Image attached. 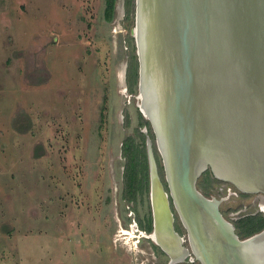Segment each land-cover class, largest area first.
I'll list each match as a JSON object with an SVG mask.
<instances>
[{
    "label": "rangeland",
    "instance_id": "obj_1",
    "mask_svg": "<svg viewBox=\"0 0 264 264\" xmlns=\"http://www.w3.org/2000/svg\"><path fill=\"white\" fill-rule=\"evenodd\" d=\"M125 10L117 0L109 20L105 0H0V264H169L152 238L125 232L134 222L153 230L148 136L169 189L154 128L141 125L139 77L128 88L131 56L139 58L135 10L127 23ZM126 141L148 156L133 200ZM211 174L198 188L222 198L226 218L264 214V193Z\"/></svg>",
    "mask_w": 264,
    "mask_h": 264
},
{
    "label": "water",
    "instance_id": "obj_2",
    "mask_svg": "<svg viewBox=\"0 0 264 264\" xmlns=\"http://www.w3.org/2000/svg\"><path fill=\"white\" fill-rule=\"evenodd\" d=\"M131 32L137 105L154 128L169 185L148 136L153 230L147 233L157 236L169 264L187 257L210 264L199 259L194 235L218 247L217 264H264L250 249L264 243L250 240L264 228L241 237L220 211L222 198L211 202L197 185L211 169L241 191L264 193V0H136ZM181 193L190 199L189 224L177 203ZM174 208L186 234L176 229Z\"/></svg>",
    "mask_w": 264,
    "mask_h": 264
},
{
    "label": "trees",
    "instance_id": "obj_3",
    "mask_svg": "<svg viewBox=\"0 0 264 264\" xmlns=\"http://www.w3.org/2000/svg\"><path fill=\"white\" fill-rule=\"evenodd\" d=\"M116 1L117 0H105V16L107 19L112 20L115 16L116 12ZM125 15H126V23L129 21L130 17H132L133 11L135 10V0H125ZM129 25H133L130 23ZM138 77H139V62L137 59V55L132 54L130 63L127 69V80H128V88L131 93L134 92V85L138 82ZM142 116V114H141ZM141 125H150L151 129V122L144 118L142 116L141 120ZM25 130V129H24ZM27 130V129H26ZM143 138H145V135L143 132L140 133ZM153 135V133L151 132ZM154 136V135H153ZM156 149V147H155ZM123 152L125 153V156H127L130 160L128 162V172L126 174V185L129 187V192L130 193H125L128 199L133 200L134 195H135V188L140 187L144 185V177L146 176V172L148 168V156L147 153L145 152V149H138V146L136 147L133 142H127L125 144V147L123 149ZM139 152H142V155H140ZM155 156L157 159L158 164V169L160 176L164 182V185L166 189L168 190V186L166 184V181L163 178V167L159 161V154L157 153V150H155ZM211 169H208L205 171V175L200 182L201 185L200 187H204L203 183L207 181V185L209 186L212 184V181L215 180V178L212 177L211 174ZM141 175V176H140ZM146 191L149 190V182L145 183ZM206 185V187H207ZM235 226L237 229L238 234L241 237L249 236L255 232H258L264 228V214L259 213V214H252L250 216H246L241 218V221L235 222ZM149 230L151 229V226L148 227Z\"/></svg>",
    "mask_w": 264,
    "mask_h": 264
},
{
    "label": "bare ground",
    "instance_id": "obj_4",
    "mask_svg": "<svg viewBox=\"0 0 264 264\" xmlns=\"http://www.w3.org/2000/svg\"><path fill=\"white\" fill-rule=\"evenodd\" d=\"M121 75H122V78L124 79V77H125L124 69L121 71ZM122 91L125 92L126 88L124 87L122 89ZM139 100H141V98ZM144 102L145 103L142 104L144 106V109L148 113H150L151 105L146 101V99H145ZM181 195L182 196H178L177 203H178V205L180 207V211H182L184 220L186 221L187 224H189L188 222L189 221L191 222L190 219H192V216H191V214H189L185 210V209H187V206L185 205V201H188L189 197H187V194H184V197H183V193H181ZM210 201L214 202V203L218 202L215 197H211ZM261 206L264 208V203H262ZM136 229H138L137 228V224L134 222L132 224V230H130V231H125L124 229H122V230L127 232V233H131L130 235H132V234L134 235L136 233ZM142 235H144L146 237H151V238H153L156 241L158 240L157 236L155 234H149V233H147L144 230H142ZM261 238H264V232L252 237L250 240H254V242H256L258 239H261ZM192 240H194L193 244L195 246L196 253L199 255V257L201 259H204L205 261H207L210 264H217V259H218L217 257L218 256L214 252V251H216L218 249L217 246L206 247L202 242H200V239L197 238L195 235L192 237ZM250 249L252 251L251 253H253L254 256H255V257L252 256L255 260H257V258H258V260H260L262 258V256H264V243L263 242L255 243ZM180 257H181V255H177V259L180 258Z\"/></svg>",
    "mask_w": 264,
    "mask_h": 264
},
{
    "label": "flooded vegetation",
    "instance_id": "obj_5",
    "mask_svg": "<svg viewBox=\"0 0 264 264\" xmlns=\"http://www.w3.org/2000/svg\"><path fill=\"white\" fill-rule=\"evenodd\" d=\"M190 200V199H189ZM221 202V201H220ZM185 205L187 206V202L185 201ZM175 226H176V229L180 232V230L177 228V225H176V213H175ZM138 230H139V232H140V234L142 233V230L143 229H140V228H138ZM145 231V230H144ZM181 233V232H180ZM144 236V235H143ZM142 236V237H143ZM144 237H146V236H144ZM199 257V256H198ZM188 259H189V257H187ZM199 259H201L200 257H199ZM190 261H195V260H191L190 259Z\"/></svg>",
    "mask_w": 264,
    "mask_h": 264
},
{
    "label": "built area",
    "instance_id": "obj_6",
    "mask_svg": "<svg viewBox=\"0 0 264 264\" xmlns=\"http://www.w3.org/2000/svg\"><path fill=\"white\" fill-rule=\"evenodd\" d=\"M260 208H261V210H263L264 211V208L260 205Z\"/></svg>",
    "mask_w": 264,
    "mask_h": 264
},
{
    "label": "crops",
    "instance_id": "obj_7",
    "mask_svg": "<svg viewBox=\"0 0 264 264\" xmlns=\"http://www.w3.org/2000/svg\"><path fill=\"white\" fill-rule=\"evenodd\" d=\"M21 264H27V263H24V262L22 263V262H21Z\"/></svg>",
    "mask_w": 264,
    "mask_h": 264
}]
</instances>
